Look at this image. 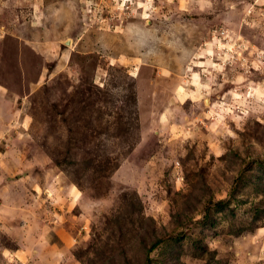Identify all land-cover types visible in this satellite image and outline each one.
I'll list each match as a JSON object with an SVG mask.
<instances>
[{"label":"rangeland","instance_id":"rangeland-1","mask_svg":"<svg viewBox=\"0 0 264 264\" xmlns=\"http://www.w3.org/2000/svg\"><path fill=\"white\" fill-rule=\"evenodd\" d=\"M0 264H264V0H0Z\"/></svg>","mask_w":264,"mask_h":264},{"label":"trees","instance_id":"trees-1","mask_svg":"<svg viewBox=\"0 0 264 264\" xmlns=\"http://www.w3.org/2000/svg\"><path fill=\"white\" fill-rule=\"evenodd\" d=\"M217 204H218V205H221V206H224L226 203H225V201H220V202H218ZM163 242H164V239H160V240L156 241V243L153 245L152 248H155V247L159 246V245L162 244Z\"/></svg>","mask_w":264,"mask_h":264}]
</instances>
